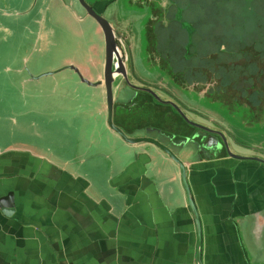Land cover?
<instances>
[{"label": "crops", "instance_id": "1", "mask_svg": "<svg viewBox=\"0 0 264 264\" xmlns=\"http://www.w3.org/2000/svg\"><path fill=\"white\" fill-rule=\"evenodd\" d=\"M90 2L102 14L113 0ZM34 36L45 38L42 22ZM101 65L87 81L105 100ZM135 113L113 112L114 125L128 135L148 122L204 136L174 112ZM29 114L0 112V264H264V159L230 155L217 141L204 149L199 138L190 139L192 154H177L199 219L197 247L179 168L164 153L128 144L107 123L83 144L82 122Z\"/></svg>", "mask_w": 264, "mask_h": 264}, {"label": "rangeland", "instance_id": "2", "mask_svg": "<svg viewBox=\"0 0 264 264\" xmlns=\"http://www.w3.org/2000/svg\"><path fill=\"white\" fill-rule=\"evenodd\" d=\"M64 2L84 18L68 16ZM101 16L122 39L124 60L127 54L125 76L113 83L115 114L124 112L115 103L126 94L138 95L129 109L135 116L168 110L153 104L137 111L139 96L148 95L139 90L149 87L176 102L189 121L217 131L230 152L264 159V0H113ZM40 22L46 36L36 40ZM103 60V34L78 0H0V112H30L31 119L46 112L48 120L69 125L78 120L89 143L105 130L107 114L99 87L83 80L94 79ZM230 66L237 73L231 68L224 77L233 82L222 87L220 72ZM237 82L242 91L233 87ZM123 85L130 89L118 92Z\"/></svg>", "mask_w": 264, "mask_h": 264}, {"label": "water", "instance_id": "3", "mask_svg": "<svg viewBox=\"0 0 264 264\" xmlns=\"http://www.w3.org/2000/svg\"><path fill=\"white\" fill-rule=\"evenodd\" d=\"M78 3L80 6L85 10L88 16L93 18L97 24L99 25V28L103 34L104 38V60H103V71H102V81L99 84H102L105 91V105H106V122L107 126L110 130L115 132L122 140L127 142L128 144H142L146 143L154 147L155 150L161 153H164L165 156L170 158L175 164H177L180 172V177L182 181V185L185 191L186 201L188 206L190 207L195 223H196V230H197V247L200 245V238H201V232H200V226H199V219L198 215L195 209V206L193 204V201L190 197V191L189 186L187 183L186 178V168L183 162L180 160L179 156L175 153L174 148H180L181 154L184 156H188L192 154V149L189 146L190 138L187 136H177L170 132H165L162 130H155L156 134L152 135V133L142 132V131H135L134 134H126L123 132L120 128L116 127L113 123V110H114V90H113V83L115 79L118 76H125V70L123 69V64L121 63L119 59V51L116 43V37L115 32L113 31L112 26L108 23L106 19H104L101 14L97 13L93 7L88 5L85 0H78ZM83 82L87 84H91L85 80ZM97 85V84H95ZM157 97V96H156ZM177 114L183 118L185 122H188L191 125L197 126L207 132L210 130L201 126V125H195L194 123H191L187 120V118L184 116L182 112H180L178 109ZM218 134V133H217ZM220 137V134H218ZM195 137V136H193ZM191 137V139H193ZM221 138V137H220ZM215 140L211 139L207 136L203 137L202 140V147L204 149L209 148V144ZM223 146L226 149L227 153L230 154L226 144L224 141ZM199 145V144H198ZM232 155V154H230ZM197 261L199 260V252L196 253Z\"/></svg>", "mask_w": 264, "mask_h": 264}, {"label": "flooded vegetation", "instance_id": "4", "mask_svg": "<svg viewBox=\"0 0 264 264\" xmlns=\"http://www.w3.org/2000/svg\"><path fill=\"white\" fill-rule=\"evenodd\" d=\"M85 2H86V0H85ZM87 3V2H86ZM88 5H90L91 7H93L91 4H89V3H87ZM115 37H116V35H115ZM187 37L188 38H190L189 37V35L187 34ZM116 41H118V42H116L117 43V47H118V51H119V59H120V61H121V63L123 64V69L125 70V68L127 67V54H126V58H125V60H124V58H123V54H122V52H125L126 51V49H125V47H123V43H122V39H117V37H116ZM187 46H189V44H187ZM187 46H186V49H187ZM127 53V52H126ZM165 62V61H164ZM173 62L171 61L170 63H169V66H166L167 65V62H165V66H166V68H171V67H173L174 65L172 64ZM178 65V64H177ZM176 66V65H175ZM170 72V74H171V71H169ZM121 76H123V75H121ZM36 77H39V76H36ZM119 77V76H118ZM117 77V78H118ZM31 79H35V77H32ZM202 79V77H199V78H197L196 79V83L195 84H197V83H202V82H200V80ZM101 81H102V78H101V80H100V83H101ZM90 83V82H89ZM99 83V82H98ZM95 84H97V82H92L90 85H95ZM192 84H194V83H191V84H189V85H192ZM100 85H102V84H100ZM179 85V84H178ZM103 86V85H102ZM180 86L181 87H185L186 88V85H181L180 84ZM104 88V87H103ZM118 88V92H120L121 91V89L123 90V91H125V89H130V88H128L126 85H123L122 86V88L121 87H117ZM116 88V89H117ZM145 89H140L139 91H140V93H143V92H146V94H148L149 95V97H148V95H141V96H139L140 98H141V100L139 101V102H141L140 103V105L137 107V111H139V110H141L142 108H147V106L148 107H150V106H152L153 104L155 105V106H158V107H160V108H168V110H163V111H161V112H174V113H176L177 114V103L176 102H174V101H171L170 99H164L163 97H161V96H157L156 94H154V95H156V96H154L153 95V93H151V88H149V87H144ZM132 89L133 90H136V91H138V89L139 88H135V87H132ZM138 95H133V96H131L130 94H126L125 96H124V98H123V100H119L117 103H115V107L116 108H120L121 109V111H123L124 110V112L126 111V108H128V112H129V109H131V110H133L134 109V107H135V103H136V97H137ZM179 110V109H178ZM113 111H115V110H113ZM137 113V112H136ZM140 113H143V112H140ZM177 115H179V114H177ZM180 116V115H179ZM181 117V116H180ZM182 119V121H183V123H184V125H185V127H186V129L188 130V128H198L199 129V127H197V126H194V125H191V124H189L188 122H185L184 120H183V118H181ZM188 120V119H187ZM189 121V120H188ZM163 123V124H165V125H170L171 124V122H167L166 121V118H161V120L159 121V123ZM191 123H194V122H192V121H190ZM195 125H199V124H196V123H194ZM152 125H155V124H151V125H148V126H151V127H147L146 125L145 126H140V125H134L133 127H134V129L136 130V131H142V132H147L148 133V130L149 129H154V130H160V129H162V128H157L158 126H153L152 127ZM204 127V126H203ZM208 129V128H207ZM210 131L209 132H207V131H205V130H203L204 132H202L203 133V135L204 136H208L210 139H211V141H212V139L213 140H215V141H217L218 143L217 144H219L220 145V147H222L223 146V143L221 142V140L219 139H217V137H219V133L217 132V131H215V130H212V129H209ZM187 134H188V137L191 139V137H193V136H195V137H193V138H199L200 139V142H198V143H201L202 142V140H203V137L204 136H200L198 133H196V134H193V135H190V132H188V131H185ZM218 133V134H217ZM190 135V136H189ZM214 142V141H213Z\"/></svg>", "mask_w": 264, "mask_h": 264}, {"label": "trees", "instance_id": "5", "mask_svg": "<svg viewBox=\"0 0 264 264\" xmlns=\"http://www.w3.org/2000/svg\"><path fill=\"white\" fill-rule=\"evenodd\" d=\"M226 66H228V64H226ZM227 68H229L230 70H227ZM231 68H233V69H234L233 71L237 73V70H238V69H235L233 66L226 67V71L222 69V72H220V75H222V76H221V79L225 82V83H224V82H221V83L223 84L222 87H227V85L229 84V82H231V83L233 82V81H229L228 78H225V77H224V75H230L231 70H232ZM174 70H175V69H174ZM170 71H171V73H172V70H170ZM250 77H251V76H250ZM250 79H251V80H250V83L253 82V76H252V78H250ZM241 81H242V80H241ZM237 83H239V84H238L239 87L236 86L235 83H233V84L235 85V86H233V87H235V88H237L238 90L242 91L245 87L241 88V87H240L241 82H237ZM252 86L255 87L254 84H250V85H249L250 89H252ZM238 92H239V91H238ZM254 93H258V90H257V91L255 90ZM255 107H256V106H255Z\"/></svg>", "mask_w": 264, "mask_h": 264}]
</instances>
